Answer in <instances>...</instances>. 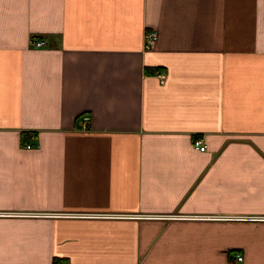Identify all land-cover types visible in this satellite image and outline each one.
Segmentation results:
<instances>
[{
	"label": "crops",
	"instance_id": "1",
	"mask_svg": "<svg viewBox=\"0 0 264 264\" xmlns=\"http://www.w3.org/2000/svg\"><path fill=\"white\" fill-rule=\"evenodd\" d=\"M0 264H264V0H0Z\"/></svg>",
	"mask_w": 264,
	"mask_h": 264
},
{
	"label": "built area",
	"instance_id": "2",
	"mask_svg": "<svg viewBox=\"0 0 264 264\" xmlns=\"http://www.w3.org/2000/svg\"><path fill=\"white\" fill-rule=\"evenodd\" d=\"M155 35H156V32L154 31V29H146L145 32H144V40H143V46L145 48L149 47L154 38H155ZM33 42V45L35 46H40L43 44V41L42 40H35V41H31ZM159 81H163L165 79V74L161 73V72H158L156 73ZM192 145L197 148L198 150L200 151H203L206 149V144L203 142V139L201 136H196L192 139L191 141ZM235 259L236 260H240L242 259V255L240 253H235Z\"/></svg>",
	"mask_w": 264,
	"mask_h": 264
},
{
	"label": "trees",
	"instance_id": "3",
	"mask_svg": "<svg viewBox=\"0 0 264 264\" xmlns=\"http://www.w3.org/2000/svg\"><path fill=\"white\" fill-rule=\"evenodd\" d=\"M147 70L149 71L150 69L149 68H147ZM152 70V69H151Z\"/></svg>",
	"mask_w": 264,
	"mask_h": 264
}]
</instances>
